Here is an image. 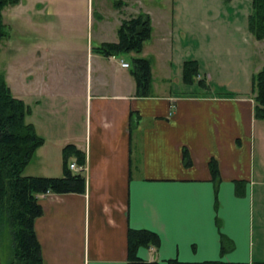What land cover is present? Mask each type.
Listing matches in <instances>:
<instances>
[{
  "label": "crops",
  "instance_id": "0c3cea01",
  "mask_svg": "<svg viewBox=\"0 0 264 264\" xmlns=\"http://www.w3.org/2000/svg\"><path fill=\"white\" fill-rule=\"evenodd\" d=\"M174 5L171 14L177 13ZM206 14L220 18L222 13L211 9ZM213 23L203 29L208 37L227 30L223 22ZM200 37L207 49L208 39L203 32ZM92 47L80 90L73 73L65 80L69 86L58 89L46 86V78L30 79L35 105L28 114L43 143L24 175L61 176L65 145L84 153L82 169L72 170L84 176V192L37 196L41 213L34 230L43 263L130 264L128 228L149 229L159 237L158 247L137 249L143 261L264 262V164L257 153L264 120L254 117L253 95L221 94L229 89L224 83L218 85L220 90L209 86L196 59V77L205 84L200 90L151 93L150 68L148 91L140 95L131 64L123 67L116 55L94 53ZM206 58L216 59L213 53ZM227 68L229 63L219 67L221 72ZM42 97L47 104L39 116ZM211 158L218 165L217 181L208 168ZM72 163L78 164L74 156L69 158ZM29 164L31 172H25ZM221 235L232 243L223 254Z\"/></svg>",
  "mask_w": 264,
  "mask_h": 264
},
{
  "label": "rangeland",
  "instance_id": "374dc122",
  "mask_svg": "<svg viewBox=\"0 0 264 264\" xmlns=\"http://www.w3.org/2000/svg\"><path fill=\"white\" fill-rule=\"evenodd\" d=\"M120 1L123 4L119 6L116 4L119 0H20L17 4L5 6L2 17L7 32L0 40V73L12 94L33 107L31 76L34 81L46 78L49 81L46 86L58 89L69 86L65 80L70 73H73L74 80H77L75 86L80 90L88 48L100 41H116V29L121 20L142 10L152 17L149 38L140 53L122 52L117 59L131 64L133 56L146 57L154 82L151 93L180 94L196 88L200 90L201 86L197 84L202 79L200 76H194L191 83H196L194 86L187 85L180 77V62L196 59L200 73L208 75L205 80L212 88L220 90L218 85L224 83L222 85L231 91L243 92L238 96L253 95L251 76L264 66V39H254L247 29L250 0ZM174 4L178 6L177 13L171 14ZM211 9L220 11V18L215 15L218 18L215 20L214 16L207 15V10ZM210 22H223L224 27L228 25L227 30L221 29L217 37L216 34L208 37L209 32L203 29ZM202 32L208 39L207 49L200 45ZM211 53L216 58L214 61L206 58ZM226 63L230 68L221 72L219 67ZM167 66L177 71L170 76ZM25 72L29 78L24 76ZM45 99L39 98V116L45 110ZM52 113L51 120L55 117ZM45 118H48L46 111ZM31 120L32 116L27 114L25 121ZM261 129L260 125L258 131ZM259 145L257 153L264 164V138ZM30 165L25 172H31ZM11 252L10 231L4 226L0 229V264H7Z\"/></svg>",
  "mask_w": 264,
  "mask_h": 264
},
{
  "label": "trees",
  "instance_id": "16d2710c",
  "mask_svg": "<svg viewBox=\"0 0 264 264\" xmlns=\"http://www.w3.org/2000/svg\"><path fill=\"white\" fill-rule=\"evenodd\" d=\"M20 0H0V40L6 36L2 10L5 6L19 3ZM251 10L247 17V29L256 40L264 39V0H250ZM119 6L122 1L119 0ZM151 20L148 13L139 11L128 19H122L116 29V41H102L91 48L94 53L104 56L119 55L122 52L140 53L143 44L151 34ZM183 82L191 84L198 75L196 60H185L182 65ZM131 72L135 77L140 95L149 88L150 64L142 56L131 60ZM205 86L204 80L197 82ZM254 100V117L264 120V66L251 76ZM228 97L235 96L229 90L222 91ZM30 107L22 99L16 98L8 86L4 75L0 73V229L8 227L11 235L12 252L7 264H44L41 246L34 230V220L41 213L38 194L82 193L85 190V178L81 173L69 168V158L74 156L78 164L84 163V153L74 145L68 144L62 151V175L40 176L24 175L23 170L34 151L43 143L36 134L33 125L25 121ZM184 164H190L186 150L183 151ZM212 178L218 179V165L215 159L208 161ZM239 187V186H238ZM157 233L149 229L128 228L127 258L130 264H160L157 261H143L137 256V249L158 247ZM232 243L224 235L220 237L221 254L231 249ZM248 264L214 260L207 262H189L168 259L166 264ZM251 264H264L254 261Z\"/></svg>",
  "mask_w": 264,
  "mask_h": 264
},
{
  "label": "built area",
  "instance_id": "2783aa9c",
  "mask_svg": "<svg viewBox=\"0 0 264 264\" xmlns=\"http://www.w3.org/2000/svg\"><path fill=\"white\" fill-rule=\"evenodd\" d=\"M121 64H122L123 66H126V65H127V63H125V62H123V61L121 62ZM71 167H74V165L72 164Z\"/></svg>",
  "mask_w": 264,
  "mask_h": 264
}]
</instances>
